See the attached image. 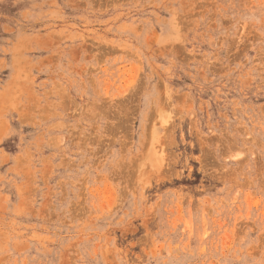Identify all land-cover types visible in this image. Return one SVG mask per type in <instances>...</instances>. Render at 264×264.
I'll list each match as a JSON object with an SVG mask.
<instances>
[{"label": "rangeland", "instance_id": "rangeland-1", "mask_svg": "<svg viewBox=\"0 0 264 264\" xmlns=\"http://www.w3.org/2000/svg\"><path fill=\"white\" fill-rule=\"evenodd\" d=\"M0 264H264V0H0Z\"/></svg>", "mask_w": 264, "mask_h": 264}]
</instances>
